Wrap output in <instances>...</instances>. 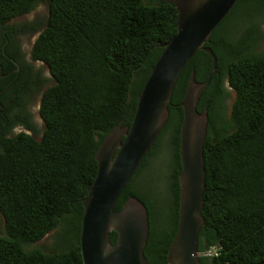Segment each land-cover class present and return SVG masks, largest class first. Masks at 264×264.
I'll return each mask as SVG.
<instances>
[{
	"label": "trees",
	"instance_id": "1",
	"mask_svg": "<svg viewBox=\"0 0 264 264\" xmlns=\"http://www.w3.org/2000/svg\"><path fill=\"white\" fill-rule=\"evenodd\" d=\"M41 4L49 14L32 59L48 66L55 85L42 99L45 131L40 140L26 133L10 138L0 129V264H83V200L97 175V151L118 125H131L154 63L177 34L178 11L167 0H0V56L6 40L12 43L13 31L21 29L10 23ZM263 26L264 0H239L205 44L216 58V72L196 105L208 117L198 264H264ZM9 46L5 52L12 55L16 50ZM210 65L202 50L185 64L173 87L164 131L115 207L121 211L131 196L146 205L149 264H168L177 231L179 103L190 74L205 81ZM231 89L235 96L228 109L225 97ZM4 122L0 117V128ZM166 133L171 157L167 185L160 175L155 179L169 198L170 222L159 229L154 196L138 191L134 181L150 165ZM51 233L49 252L29 250ZM117 240L112 232V244ZM209 249L215 251L206 256Z\"/></svg>",
	"mask_w": 264,
	"mask_h": 264
},
{
	"label": "water",
	"instance_id": "2",
	"mask_svg": "<svg viewBox=\"0 0 264 264\" xmlns=\"http://www.w3.org/2000/svg\"><path fill=\"white\" fill-rule=\"evenodd\" d=\"M178 11L177 34L164 45L138 97L131 125H118L100 145L96 178L83 200L80 247L83 264H149L145 245L150 235L149 212L138 198H127L123 209L115 207L132 182L146 155L169 120L173 87L185 64L199 50L211 58L205 81L190 74L179 103L182 123L179 134L181 171L177 231L170 244L168 264H198V235L204 219L205 188L203 144L207 112L196 111L198 99L216 72V58L205 44L216 26L239 0H167ZM118 235L111 242V233Z\"/></svg>",
	"mask_w": 264,
	"mask_h": 264
},
{
	"label": "flooded vegetation",
	"instance_id": "3",
	"mask_svg": "<svg viewBox=\"0 0 264 264\" xmlns=\"http://www.w3.org/2000/svg\"><path fill=\"white\" fill-rule=\"evenodd\" d=\"M42 26L26 32L23 30L25 26H20L21 29L17 32L13 31L14 41L10 43L7 39L1 51L3 57L0 56V81L4 86L0 89V117L5 122L0 129L10 138L26 133L37 139L45 131L40 107L45 92L55 85V79L46 64L32 59V48L43 32L39 34ZM23 36L28 37V44L31 45L29 52L23 48ZM8 44L16 50L12 55L5 52ZM232 91L229 90L225 97L227 105L231 102ZM4 92H9V95L6 97Z\"/></svg>",
	"mask_w": 264,
	"mask_h": 264
},
{
	"label": "rangeland",
	"instance_id": "4",
	"mask_svg": "<svg viewBox=\"0 0 264 264\" xmlns=\"http://www.w3.org/2000/svg\"><path fill=\"white\" fill-rule=\"evenodd\" d=\"M49 14L48 6L45 4L39 5L34 11L31 13L24 15L20 18H17L13 20L10 25L12 26H26L29 25V28L31 29V24L36 26H42V30L39 31V34L43 31L45 20L47 19ZM264 29V26H263ZM22 44L23 48L26 52H29L31 50V45L28 44V37L23 36L22 38ZM262 47L264 48V42L262 43ZM231 102L234 100V91L231 92ZM231 102H228V109L231 106ZM228 111V110H227ZM41 120V118H40ZM45 125V123H44ZM43 127V126H42ZM43 134L38 136V140L42 138ZM169 139L170 134L166 133L163 140L161 141L159 147L156 150V154L152 158L150 165L142 171V173L139 176H136L134 181V186L138 191H142L145 193H150L154 196V201L157 203V211L159 212V215L157 217L156 225H158L159 229H163L169 225L170 222V202L169 198L166 196H163L162 189L163 184H166V180L164 179V176H166L167 172L169 174L170 172V165L171 157H169L170 154V146H169ZM160 175V178L163 179V184L156 183V176ZM152 185H154L155 190L152 188ZM161 194H158L160 193ZM162 196L163 198H160L159 196ZM4 231V222L1 218L0 223V233H3ZM54 242L53 239V233L49 234L46 238H44L41 242L38 244H35L30 247L29 250L33 248H42L44 251L49 252V248L52 246ZM212 251H210V254H212Z\"/></svg>",
	"mask_w": 264,
	"mask_h": 264
},
{
	"label": "built area",
	"instance_id": "5",
	"mask_svg": "<svg viewBox=\"0 0 264 264\" xmlns=\"http://www.w3.org/2000/svg\"><path fill=\"white\" fill-rule=\"evenodd\" d=\"M213 250V249H209L207 250V252L205 253L206 256L210 255V251ZM215 250L212 251V253H214Z\"/></svg>",
	"mask_w": 264,
	"mask_h": 264
}]
</instances>
